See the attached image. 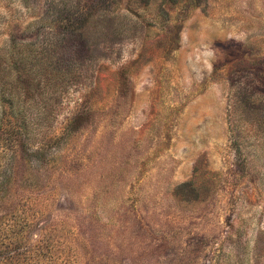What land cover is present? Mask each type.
Segmentation results:
<instances>
[{"label":"rangeland","instance_id":"rangeland-1","mask_svg":"<svg viewBox=\"0 0 264 264\" xmlns=\"http://www.w3.org/2000/svg\"><path fill=\"white\" fill-rule=\"evenodd\" d=\"M0 65V264H264V0H0Z\"/></svg>","mask_w":264,"mask_h":264},{"label":"trees","instance_id":"trees-1","mask_svg":"<svg viewBox=\"0 0 264 264\" xmlns=\"http://www.w3.org/2000/svg\"><path fill=\"white\" fill-rule=\"evenodd\" d=\"M18 42L15 41L14 45L12 46V49L9 51V56L6 55V64L7 67L9 68L7 73L5 74L6 77H9V75H14L18 74L17 80H20L22 82V79H29L30 77L28 75H32V72L36 70L35 66L33 65L34 61L41 60L43 57L44 53H35L33 50L28 49V52H17V47L16 45ZM9 59H8V57ZM1 66V65H0ZM5 68V70H6ZM4 70V69H3ZM2 71V70H1ZM14 79V78H13ZM1 102H6L7 98L3 97L0 99ZM12 104V103H11ZM26 219V218H25ZM24 221V230L29 229L32 227V223L30 220ZM26 247V246H23ZM25 249V248H24ZM51 248L42 243L36 246V248L33 250L31 249L30 251H26L23 253L24 256H28L27 254H30L37 260L38 264H52L53 257L50 254Z\"/></svg>","mask_w":264,"mask_h":264}]
</instances>
